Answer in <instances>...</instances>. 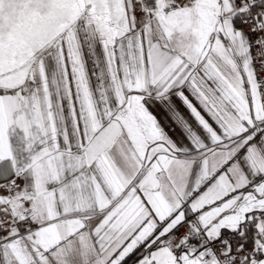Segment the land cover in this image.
<instances>
[{
	"label": "snow or ice",
	"instance_id": "1",
	"mask_svg": "<svg viewBox=\"0 0 264 264\" xmlns=\"http://www.w3.org/2000/svg\"><path fill=\"white\" fill-rule=\"evenodd\" d=\"M0 264H264V0H0Z\"/></svg>",
	"mask_w": 264,
	"mask_h": 264
}]
</instances>
